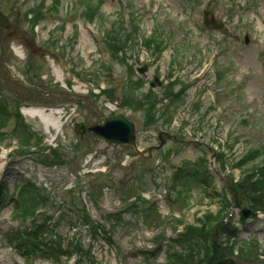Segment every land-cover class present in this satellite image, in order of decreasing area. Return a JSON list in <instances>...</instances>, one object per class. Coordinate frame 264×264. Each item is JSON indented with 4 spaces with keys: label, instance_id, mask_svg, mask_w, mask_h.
Returning a JSON list of instances; mask_svg holds the SVG:
<instances>
[{
    "label": "rangeland",
    "instance_id": "374dc122",
    "mask_svg": "<svg viewBox=\"0 0 264 264\" xmlns=\"http://www.w3.org/2000/svg\"><path fill=\"white\" fill-rule=\"evenodd\" d=\"M82 2H87V12ZM32 6L36 13L43 6L44 12L47 6L53 9L33 32L26 15ZM0 9L12 23L10 29H0V42L6 48L5 53L0 51V189L4 194L0 264H26L27 253L18 254L17 244L11 242L16 238L24 244L18 233L27 230L23 223L27 216L13 195L25 180L43 185L56 207L51 212L65 207L69 202L65 190L81 181L87 191L97 194L94 207L86 190L82 194L93 219L118 215L109 221L117 250L102 241L94 243L95 264H209L211 242L218 245L219 253L232 249L243 262L264 264V211L238 222L240 207L231 208L233 192L228 187L239 171L242 176L264 162V0H0ZM205 11L207 17L213 15L223 23L222 29L203 26ZM93 12L96 19L87 24L84 15ZM113 23L129 33L131 42L117 54L105 42ZM154 77L162 84L150 90ZM132 81L139 83V89L133 88ZM76 83L104 93L96 97L74 92ZM147 92L159 103L155 100L152 107L140 109L138 101L143 97L139 95ZM106 100L123 101L119 113L136 123L141 148L155 144L157 130L176 139L152 158L131 155L127 159L130 148L107 145L88 135L79 140L70 123L54 141L70 163L52 166L34 155L50 147L44 123L24 114L23 123L32 128L27 136L36 137L35 142H27L26 150L34 154L17 157L19 143L25 144L26 139L14 133L16 105L44 107L56 118L62 111L76 109L75 121L90 124L110 115L104 108ZM164 111L173 117L171 125L162 119ZM149 117L151 125H146ZM91 153L96 155L97 169H102L99 174L106 176L81 174ZM201 177L207 182H200ZM255 178H260L257 171L250 176ZM248 181L244 178L245 189ZM230 211L238 229L235 239L215 229ZM79 228L62 226L57 231L72 241ZM23 246H29L28 264H54L49 260L54 256L52 246L41 240Z\"/></svg>",
    "mask_w": 264,
    "mask_h": 264
},
{
    "label": "water",
    "instance_id": "95a60500",
    "mask_svg": "<svg viewBox=\"0 0 264 264\" xmlns=\"http://www.w3.org/2000/svg\"><path fill=\"white\" fill-rule=\"evenodd\" d=\"M211 20L213 29L217 30L223 27V23L215 21L214 18H212ZM6 21V18L2 14H0V25L4 24ZM204 23L205 26L208 27L209 21L207 17H205ZM75 132L79 135H82L83 132H89L98 137H101L107 143L130 145L134 148L135 151H137L135 144L134 124L128 121L121 114L107 117L101 124H96L91 127H85L82 124H75ZM164 136H166V134L164 133H161L159 135V140H161V144L157 148H160L165 143ZM150 150L151 149H148V151ZM249 213V211L243 210L244 216H247Z\"/></svg>",
    "mask_w": 264,
    "mask_h": 264
},
{
    "label": "trees",
    "instance_id": "16d2710c",
    "mask_svg": "<svg viewBox=\"0 0 264 264\" xmlns=\"http://www.w3.org/2000/svg\"><path fill=\"white\" fill-rule=\"evenodd\" d=\"M121 33H122V29H121V31H120V33L118 35H120ZM120 40H121V37L117 36V37L112 38L110 40V42H109L111 51L116 53V54L118 52V49L114 45L113 42L118 43V42H120ZM56 158H59V157H56ZM258 172H259V175H260L259 179L255 178L254 180H251L250 176L254 175V174H246V175H244L243 177L247 178L249 180L248 183H247V188L248 189H245V187H243L244 178H242V181H240L237 184V190H238V192H240V195H242L244 198H246L247 200L250 201V203L252 204L254 209L260 208V209L264 210V166L261 167L258 170ZM29 188H31V187L25 188L24 190H27ZM260 189H262L263 192L260 193V194H257L256 191H258ZM24 190H22V191H24ZM251 193H254V194H252L249 198L244 196L245 194L250 195ZM22 198H23V196L21 197V199H19L21 204L24 202V201H22ZM26 212H28V210H26ZM86 220H87V223L90 224V221H89V219L87 217H86ZM215 229L219 230L221 234H226L227 236H232V235H235V233H236V231L233 228V226L230 225L229 223L221 224V223L217 222V225L215 226ZM25 234H26V232L23 233V235H25ZM22 238H23V236H21V239ZM29 240L32 242V241H34V238L33 237H29ZM48 245H50V244L48 243ZM78 248L81 249L80 246H78ZM59 251H60V245H59ZM211 251H212L213 257H212L211 260H209V264H210V262L213 263V264H240V263H235L234 261L226 258L225 253H228L229 255H233L232 249L229 252L223 250V251H221V253H219L218 245L215 244L214 242H211ZM62 253L63 252H61V254Z\"/></svg>",
    "mask_w": 264,
    "mask_h": 264
},
{
    "label": "bare ground",
    "instance_id": "6f19581e",
    "mask_svg": "<svg viewBox=\"0 0 264 264\" xmlns=\"http://www.w3.org/2000/svg\"><path fill=\"white\" fill-rule=\"evenodd\" d=\"M26 110L27 113H29L30 115H37L42 121H44L45 123L49 122L52 123L54 126L58 125L57 119H51L49 115H46L44 113L43 109H24Z\"/></svg>",
    "mask_w": 264,
    "mask_h": 264
}]
</instances>
